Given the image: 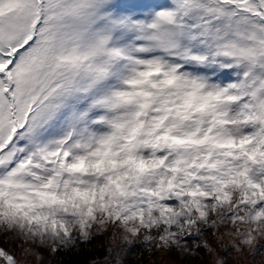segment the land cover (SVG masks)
<instances>
[{"label":"snow or ice","instance_id":"6c2138e0","mask_svg":"<svg viewBox=\"0 0 264 264\" xmlns=\"http://www.w3.org/2000/svg\"><path fill=\"white\" fill-rule=\"evenodd\" d=\"M97 236L264 264V0H0V264Z\"/></svg>","mask_w":264,"mask_h":264},{"label":"trees","instance_id":"16d2710c","mask_svg":"<svg viewBox=\"0 0 264 264\" xmlns=\"http://www.w3.org/2000/svg\"><path fill=\"white\" fill-rule=\"evenodd\" d=\"M103 242L104 237L97 236L90 245H82L80 252L70 253L66 256L62 254V259H64L65 264H90V261L94 258V256H99L100 258L103 257ZM87 249H90V251H86ZM144 255L146 257L147 252H145Z\"/></svg>","mask_w":264,"mask_h":264},{"label":"rangeland","instance_id":"374dc122","mask_svg":"<svg viewBox=\"0 0 264 264\" xmlns=\"http://www.w3.org/2000/svg\"><path fill=\"white\" fill-rule=\"evenodd\" d=\"M103 245H105V238H104ZM146 258H147L145 260V263L147 262L146 264H149V262L153 261V260L160 261L161 264H162V262L165 261V260H172L173 259L172 256H162L160 253H156L154 256L153 255H149L147 253ZM206 259L208 261V264H211V259L212 258L210 256H208ZM174 264H187V262H185L183 260H180V259H176L174 261ZM196 264H205V261L204 260H200V261H197Z\"/></svg>","mask_w":264,"mask_h":264}]
</instances>
